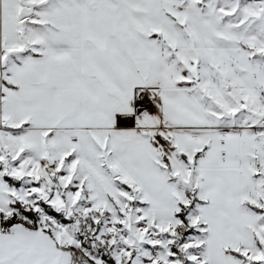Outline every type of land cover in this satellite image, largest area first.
Segmentation results:
<instances>
[{"label":"snow or ice","instance_id":"snow-or-ice-1","mask_svg":"<svg viewBox=\"0 0 264 264\" xmlns=\"http://www.w3.org/2000/svg\"><path fill=\"white\" fill-rule=\"evenodd\" d=\"M0 264H264V0H0Z\"/></svg>","mask_w":264,"mask_h":264}]
</instances>
